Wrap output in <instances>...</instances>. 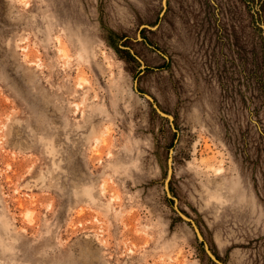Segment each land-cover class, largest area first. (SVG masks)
I'll use <instances>...</instances> for the list:
<instances>
[{
    "label": "rangeland",
    "instance_id": "obj_1",
    "mask_svg": "<svg viewBox=\"0 0 264 264\" xmlns=\"http://www.w3.org/2000/svg\"><path fill=\"white\" fill-rule=\"evenodd\" d=\"M204 243L264 264V0H0V264Z\"/></svg>",
    "mask_w": 264,
    "mask_h": 264
},
{
    "label": "water",
    "instance_id": "obj_2",
    "mask_svg": "<svg viewBox=\"0 0 264 264\" xmlns=\"http://www.w3.org/2000/svg\"><path fill=\"white\" fill-rule=\"evenodd\" d=\"M145 26L148 27V28H154V27H155V26H149V25H145ZM135 89H137V88L135 87ZM136 91H137V90H136ZM144 96H145L148 100L152 101V97H151L150 95H148V94L145 93ZM153 105L155 106V104H153ZM155 108H156V110H157V112H158L159 114L164 115V113H163L162 111H160L156 106H155ZM168 117H169L170 119H172V116H171V115H168ZM167 161L169 162V164H168V167H167V174H166V178H165V181H164V183H165V187H166V190H168V188H167V183H168V181H169V179H170L171 172H172V170H171V161H172V158H171V149L169 150V156H168V160H167ZM167 195L170 196L168 192H167ZM173 200L176 201V198L173 197ZM174 208L176 209V211H177L179 217H180L182 220L188 222V223L191 225V227H192V229H193V231H194V233H195L197 239L200 240V241H202V240H203V237H202V235H201V233H200V231H199V228H198V226L196 225L195 221H194L193 219H191L190 217H188V216H187L186 214H184L183 212H181V211L176 207V205H174ZM204 248H205V252H206V254L209 256L210 259H212L213 261H215L217 264H224L223 262H221L220 260H218V259L212 254V252L208 249V246L206 245V243H204Z\"/></svg>",
    "mask_w": 264,
    "mask_h": 264
},
{
    "label": "trees",
    "instance_id": "obj_3",
    "mask_svg": "<svg viewBox=\"0 0 264 264\" xmlns=\"http://www.w3.org/2000/svg\"><path fill=\"white\" fill-rule=\"evenodd\" d=\"M119 51H120V49H119ZM121 51L125 52V54H126L125 58H130V60L133 59V56L127 50L122 49Z\"/></svg>",
    "mask_w": 264,
    "mask_h": 264
}]
</instances>
